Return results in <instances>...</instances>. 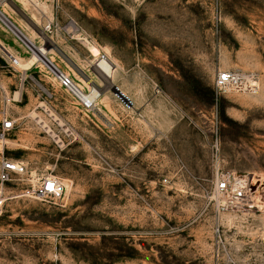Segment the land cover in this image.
I'll list each match as a JSON object with an SVG mask.
<instances>
[{"label":"rangeland","instance_id":"obj_1","mask_svg":"<svg viewBox=\"0 0 264 264\" xmlns=\"http://www.w3.org/2000/svg\"><path fill=\"white\" fill-rule=\"evenodd\" d=\"M39 1L51 13L32 11L42 34L29 41L102 100L80 111L44 59L20 70L0 48V108L19 121L0 149L65 186L55 204L8 201L0 264H264V210L226 207L213 185L216 167L264 176V0ZM4 2L26 32L30 13ZM102 53L116 69L107 85ZM222 69L257 73L258 92L217 94Z\"/></svg>","mask_w":264,"mask_h":264},{"label":"built area","instance_id":"obj_2","mask_svg":"<svg viewBox=\"0 0 264 264\" xmlns=\"http://www.w3.org/2000/svg\"><path fill=\"white\" fill-rule=\"evenodd\" d=\"M56 23L50 21L42 27L44 34L51 39L58 31ZM99 58H108L102 53ZM55 79L59 86L72 98L80 111L91 113L100 96L95 86L81 88L63 71L55 68ZM213 86L217 94L227 92L255 94L259 90V76L255 72L240 69H222L214 77ZM0 90L3 87L0 85ZM14 100V99H13ZM19 121L5 107L0 108V143L5 146L7 139L18 128ZM0 149V215L4 213L11 199L20 197L38 201L58 203L62 201L65 186L55 176L40 175L31 177L29 167L22 161L10 158ZM213 185L218 196L225 200V206H243L264 210V176L257 173H238L216 167Z\"/></svg>","mask_w":264,"mask_h":264},{"label":"bare ground","instance_id":"obj_3","mask_svg":"<svg viewBox=\"0 0 264 264\" xmlns=\"http://www.w3.org/2000/svg\"><path fill=\"white\" fill-rule=\"evenodd\" d=\"M8 1L9 2H13V0H8ZM14 1H17V0H14ZM18 1L22 4V7H20L19 10H21L22 13L23 12L24 13H30L28 18L26 16V18L28 19V22H27L28 24L26 23L27 31L26 32H22L20 27L12 22L11 14L7 13V10L5 9V6L8 7V5L4 2V0H0V22L2 24L6 25L7 27H9L12 32L18 33L19 39L21 40L20 42H23L24 44L27 45L28 48H30L32 50V54H34V57L32 55V58H30L28 60H24L23 58L19 57L13 50H11L8 46H6L1 40H0V48H2L4 53H6V56L11 60L13 65L15 67L19 68L20 70H26V69L30 68V66L32 64H34V62H36V61H38L40 59L41 60L44 59L48 63L49 70L53 73V75H55V68H58V67L54 65L52 58L49 59L47 57L49 55V53L51 52V50H50V52H48V50H46L44 47H41V49H39L40 47L37 46L35 40L29 41V39H28L29 35H31V31L32 30H33V33L36 34V36H38V34L39 35L42 34V32L37 27V24H38L37 23V18H36L37 16L32 14V11L34 10V11L38 12L39 11V7H40V9H42L44 12H50L49 11V7L46 6L44 3H40L39 0H18ZM9 9L12 11V13L14 15H16L17 12H15L14 9L12 10L10 7H9ZM18 17H20V16H18ZM14 22H15V20H14ZM31 25L34 26L37 29L38 32L35 31L36 29H33L31 27ZM44 41L45 42H47V41L49 42V40H47L45 38H41L39 40V42H44ZM46 54H47V56L45 57L44 55H46ZM94 65H95L94 68H95L96 72L101 76V78H102L103 82L105 83V85H107V84H109V83L114 81L116 69H115V65L110 60L108 61L106 59L98 58ZM42 66L46 67V65H44L43 63H42ZM67 66L72 70L73 67H71L70 64H67ZM81 80L86 85L91 83V81H87V80L83 79V77H81ZM98 88H99V86H98ZM15 94L18 95V94H20V92H17ZM101 97H102V94L100 93V96H99L98 101H97V105L99 104V102H101L100 101V100H102ZM95 109L99 110V108L97 106H96ZM32 113H34V112H32ZM35 117H37V116H35ZM43 126L49 128V126H47L46 124H44ZM48 131L51 132L50 129H48Z\"/></svg>","mask_w":264,"mask_h":264},{"label":"water","instance_id":"obj_4","mask_svg":"<svg viewBox=\"0 0 264 264\" xmlns=\"http://www.w3.org/2000/svg\"><path fill=\"white\" fill-rule=\"evenodd\" d=\"M111 90L116 93L123 102L131 104V101L127 96H125L116 86L111 87Z\"/></svg>","mask_w":264,"mask_h":264}]
</instances>
